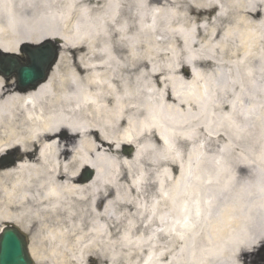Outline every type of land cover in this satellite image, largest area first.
I'll use <instances>...</instances> for the list:
<instances>
[{"label": "bare ground", "instance_id": "1", "mask_svg": "<svg viewBox=\"0 0 264 264\" xmlns=\"http://www.w3.org/2000/svg\"><path fill=\"white\" fill-rule=\"evenodd\" d=\"M48 39L61 49L37 87L0 72V157L17 159L0 164V233H27L34 264H117L128 219L124 242L165 238L129 264H236L241 249L264 264V0H0L1 52Z\"/></svg>", "mask_w": 264, "mask_h": 264}, {"label": "water", "instance_id": "2", "mask_svg": "<svg viewBox=\"0 0 264 264\" xmlns=\"http://www.w3.org/2000/svg\"><path fill=\"white\" fill-rule=\"evenodd\" d=\"M51 44L52 40L50 39L33 48L31 44H25L26 50L20 49L23 54L28 56L24 60L18 59L16 54L4 53L3 56H8V58L0 56V72L7 78L14 74L17 75L19 87L25 90L37 87L47 79L59 55V51L52 48ZM38 53L43 55V71L36 75L32 71L31 64ZM124 148L126 154L134 151L128 145ZM93 175L94 171L87 169L84 180H90ZM0 264H34L28 251L27 235L16 226L6 227L0 235Z\"/></svg>", "mask_w": 264, "mask_h": 264}, {"label": "rangeland", "instance_id": "3", "mask_svg": "<svg viewBox=\"0 0 264 264\" xmlns=\"http://www.w3.org/2000/svg\"><path fill=\"white\" fill-rule=\"evenodd\" d=\"M52 47L54 49H61V44L59 45L58 42L53 41ZM5 57V56H4ZM6 58H8L6 56ZM11 79H16L14 77H12ZM238 118V117H237ZM223 129L221 131H227L226 127H220L219 129ZM215 130L214 132L219 131ZM214 132H212V142H214ZM220 141H224V139H220L218 142ZM123 152V151H122ZM207 153H212V149H209L208 151H206ZM124 153V152H123ZM131 156V155H128ZM170 166L173 168L174 173L177 174L178 172V168L175 165V163L172 162H167V161H160L159 165L156 166L157 171L164 167V166ZM151 180L144 186V192L146 194V198H143V209H141V214L143 216H148L149 215V211H151V200L153 198H156L157 196V181H156V177L152 176V178H150ZM144 197V196H143ZM133 219V218H131ZM135 221H137V217L134 218ZM127 221H130L128 219H126V221L120 226V230L117 232L116 236H115V251L117 253V264H129V261H136L138 260V258H143L148 249L153 250L155 253H158V251L162 248V246L164 245L165 242V238L164 236L161 234V232L159 231H154L150 228L144 227V228H139V230L135 233L132 234V236L130 235V240L131 242H124L122 239V236L125 235L126 232V225H127ZM153 232V233H152ZM124 234V235H123ZM199 238L198 241L196 243V246L194 247V245L191 243L189 237H188V242L187 238L185 240L184 245V261L187 263V255L188 252L191 253L192 251L195 252L199 251V253H196L197 257H200L199 255L203 254V252H205L206 248L208 249L209 247V240L207 239V234H208V230H199L198 233ZM136 237H135V236ZM29 236V235H28ZM134 236V237H133ZM187 236V235H186ZM143 238V240L145 242L141 243V245H136L133 240H135L136 238ZM190 244V245H189ZM204 248L205 251H201ZM104 254L108 255L110 252H107L108 249L104 248ZM207 254V253H206ZM212 256V254H211ZM209 254H207V256L205 257V261L209 262V264H212V257ZM96 264H108V260L106 258H102L99 256H96ZM132 259V260H131ZM89 260V261H88ZM87 260V264H91L92 260L88 259Z\"/></svg>", "mask_w": 264, "mask_h": 264}, {"label": "snow or ice", "instance_id": "4", "mask_svg": "<svg viewBox=\"0 0 264 264\" xmlns=\"http://www.w3.org/2000/svg\"><path fill=\"white\" fill-rule=\"evenodd\" d=\"M42 60H43V55L38 53L31 64L32 71L36 75H39L43 71ZM247 259H248L247 253L243 249H241V251L237 253L236 264H247Z\"/></svg>", "mask_w": 264, "mask_h": 264}]
</instances>
